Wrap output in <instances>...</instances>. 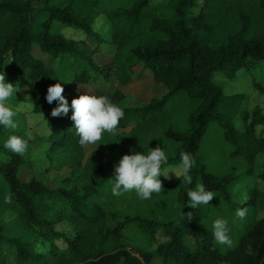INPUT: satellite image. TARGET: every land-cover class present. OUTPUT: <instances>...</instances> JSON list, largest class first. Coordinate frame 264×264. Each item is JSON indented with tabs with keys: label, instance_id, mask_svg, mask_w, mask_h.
<instances>
[{
	"label": "trees",
	"instance_id": "16d2710c",
	"mask_svg": "<svg viewBox=\"0 0 264 264\" xmlns=\"http://www.w3.org/2000/svg\"><path fill=\"white\" fill-rule=\"evenodd\" d=\"M101 14L110 23L107 37L92 28ZM55 21L82 31L92 47L53 31ZM102 49L111 57L105 64L93 57ZM9 51L14 60L7 63ZM62 57L71 60L61 64ZM261 59L264 0H0V73L30 81L32 112L44 114L51 130L50 161L42 170L47 177L62 171L60 178L51 176L52 184L39 177L29 159L3 148L7 132L0 126V264L9 259L13 264H151L154 256L161 264H264V215L241 228L235 244L222 251L212 232L179 217L161 220L145 210L125 211L124 198L137 197L135 192L115 197L108 179L123 154H147L148 147L159 145L168 157L164 168L179 164L182 151L195 160L191 184L161 176L164 191L159 194L176 192L182 207L188 189L200 179L207 190L217 188L227 198L225 186L234 177H217L200 162L202 138L214 121L235 146L234 156L252 160L264 152V112L259 106L246 109L244 93L224 94L212 74L226 69L231 77ZM137 66L149 69L154 83L164 87L162 95L128 104L130 97L121 89L103 88L112 77L127 85ZM57 82L69 113L53 117L56 103L49 104L45 96L48 85ZM81 87L108 95L124 112L117 133H105L103 144L89 153L78 143L70 119L72 98L85 92ZM254 87L264 93V84ZM58 224L68 229H56ZM157 229L168 240L152 249ZM29 233L48 243L44 252L23 240ZM189 237L193 246L186 242Z\"/></svg>",
	"mask_w": 264,
	"mask_h": 264
},
{
	"label": "rangeland",
	"instance_id": "374dc122",
	"mask_svg": "<svg viewBox=\"0 0 264 264\" xmlns=\"http://www.w3.org/2000/svg\"><path fill=\"white\" fill-rule=\"evenodd\" d=\"M92 28L102 36L107 37L110 23L106 17L101 14L95 19ZM53 31L61 33L66 38L80 41L82 43L81 46H89L91 48L93 45L91 40L88 39L82 31L62 25L59 21L54 22ZM35 53L43 59L46 58L45 54L37 50H35ZM93 57L99 64H105L111 58L110 54L106 52V49L94 53ZM70 60L71 58L62 57L58 62L65 64V61ZM57 64L59 63H56V65ZM142 67L137 66L134 68L133 79L127 85L121 86L116 78L112 77L111 79L105 80L103 88L111 91L117 88L121 89L130 97V99H128V104L137 103V105H140L148 102L152 97L162 95L165 92L164 87L161 84H155L149 75V69L144 66ZM5 79L7 82L13 84L18 83L21 90L15 94V100L12 101V104L18 112L16 117L18 128L15 131L5 129L7 133L3 141L10 134L18 135L24 139H27L28 134H31L33 138L30 140L31 143L29 144V148L22 156L33 163L34 171L39 177H45L46 180L52 184L51 176L54 175L60 178L62 176V171L52 173L49 175L50 177H47L42 170L50 161L46 153L49 143V126L46 120L40 119L41 113L37 114L32 112V107H30L31 101L24 100L26 94L31 98L29 93L30 81L21 75H5ZM212 81L222 88L224 94L244 93L246 99L243 105L249 111L259 106L264 112V93L254 87L256 82L264 84V59L258 60L250 68H241L232 74L231 77H229V73L226 69L216 70L212 74ZM88 86L94 88L95 84H86L85 87L88 88ZM86 88L81 87V89L85 91ZM88 92H90L89 89ZM180 95L181 93H176L175 100L180 101ZM170 104V102L167 103L165 108L168 109ZM258 128H260L259 132L263 131L261 125L256 126V131ZM234 148L235 146L224 138L223 130L212 121L207 127L197 153L200 162L205 164L207 169L217 177H223L225 175L234 177V180L225 186V190L228 193L227 198L223 199L220 191L215 188L213 192H215L217 196L213 198L209 205L201 206L200 208H192L186 203L181 207L177 205L175 197L176 192L167 190L165 194H153L152 198L149 200H141L137 197L126 195L124 198V210L127 211L126 207H129L131 213L134 210H145V212L150 213L154 218L161 220L175 217L182 219V213L191 212L192 218L188 219L187 216H185L183 220L186 224L196 226L201 232H212L211 225L213 220L218 217L224 218L229 222V235L233 242V246L237 240L239 230L253 219L264 215V211L261 210V206L264 203V179H260V174L264 169V152H259L252 160H247L243 157L234 156L238 155ZM93 149H95V145H89L85 147V152L89 153ZM232 151L234 152L232 153ZM110 170L113 173L114 167ZM169 175L172 178L167 180L169 182H175L177 179L175 175L173 173H169ZM197 183H201V180H197ZM251 198H253L254 203H247ZM241 204H244L242 207L247 209L246 217L243 220L235 217V210L239 208ZM183 207H186L188 211L182 212ZM55 227L59 230L68 229L60 224ZM29 234L28 236H24L23 240L31 242L36 251L44 252L48 247V243L34 233ZM154 236L156 241L152 249L155 248L157 243L166 242L168 240V237L164 235V230L157 229ZM212 240L222 251L230 248L226 245L216 243L213 239V235ZM186 242L188 245L193 246V240L190 237L186 239ZM9 264H13L12 259H9ZM151 264H161V258L154 256Z\"/></svg>",
	"mask_w": 264,
	"mask_h": 264
},
{
	"label": "clouds",
	"instance_id": "9594fccd",
	"mask_svg": "<svg viewBox=\"0 0 264 264\" xmlns=\"http://www.w3.org/2000/svg\"><path fill=\"white\" fill-rule=\"evenodd\" d=\"M13 60L9 51L7 63ZM5 75L4 72L0 73V126L15 131L18 128L16 120L18 112L12 101L15 100V94L21 89L18 83L7 82ZM63 92L64 88L59 82L47 87L46 101L49 104L56 103V107L51 109L53 117L69 113V103ZM24 100L31 101L30 107L35 108L36 105L27 94ZM123 116V109L115 104L108 95L97 96L85 91L71 100L70 119L75 134L79 137L78 143L82 147L95 145L96 149L98 144H103L99 142L105 133L115 135ZM40 119L46 120L42 113ZM259 131L260 128L257 129V132ZM49 132L51 133L50 128ZM32 138L31 134H28L27 139L10 134L3 141V148L12 153L23 155L28 150L29 141ZM167 162L168 157L159 145L148 147L147 154L136 150H132L130 154H123L113 166V175L108 178L111 183V194L119 197L124 193L134 191L137 198L149 200L153 194L164 191L163 183L159 177L171 179L169 173H173L176 178L187 184L192 183L193 178L190 171L195 165V160L190 153L182 151L178 165L164 168ZM215 196L217 194L207 190L203 183H197L194 189L190 188L187 191V204L192 208H200L209 205ZM246 214V208L239 207L235 210V217L240 220H243ZM185 216L191 219L192 213H182V219ZM228 223V220L218 217L213 220L211 230L216 243L232 247L233 242L229 235Z\"/></svg>",
	"mask_w": 264,
	"mask_h": 264
}]
</instances>
